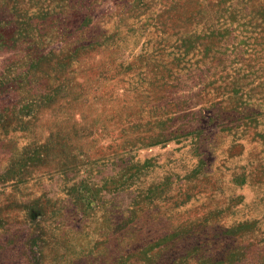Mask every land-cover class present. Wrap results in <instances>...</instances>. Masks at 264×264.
Here are the masks:
<instances>
[{"label": "rangeland", "instance_id": "obj_1", "mask_svg": "<svg viewBox=\"0 0 264 264\" xmlns=\"http://www.w3.org/2000/svg\"><path fill=\"white\" fill-rule=\"evenodd\" d=\"M0 264H264V0H0Z\"/></svg>", "mask_w": 264, "mask_h": 264}]
</instances>
